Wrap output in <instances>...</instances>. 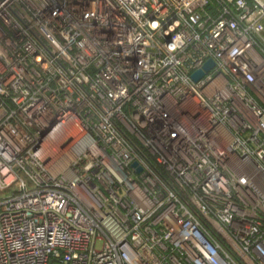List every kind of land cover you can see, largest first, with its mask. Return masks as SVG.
Returning a JSON list of instances; mask_svg holds the SVG:
<instances>
[{
	"label": "built area",
	"instance_id": "obj_1",
	"mask_svg": "<svg viewBox=\"0 0 264 264\" xmlns=\"http://www.w3.org/2000/svg\"><path fill=\"white\" fill-rule=\"evenodd\" d=\"M51 263L264 264V2L0 0V264Z\"/></svg>",
	"mask_w": 264,
	"mask_h": 264
},
{
	"label": "water",
	"instance_id": "obj_2",
	"mask_svg": "<svg viewBox=\"0 0 264 264\" xmlns=\"http://www.w3.org/2000/svg\"><path fill=\"white\" fill-rule=\"evenodd\" d=\"M264 2V0H260ZM213 66L212 60H209L202 69L198 70L196 73L193 74V79L196 81L201 78L211 67ZM52 264V263H51Z\"/></svg>",
	"mask_w": 264,
	"mask_h": 264
},
{
	"label": "rangeland",
	"instance_id": "obj_3",
	"mask_svg": "<svg viewBox=\"0 0 264 264\" xmlns=\"http://www.w3.org/2000/svg\"><path fill=\"white\" fill-rule=\"evenodd\" d=\"M5 193H10V191H7V192H5Z\"/></svg>",
	"mask_w": 264,
	"mask_h": 264
}]
</instances>
